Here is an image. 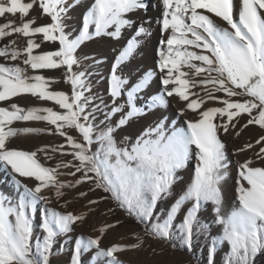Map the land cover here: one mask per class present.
<instances>
[{"label": "snow or ice", "instance_id": "1", "mask_svg": "<svg viewBox=\"0 0 264 264\" xmlns=\"http://www.w3.org/2000/svg\"><path fill=\"white\" fill-rule=\"evenodd\" d=\"M77 3L78 0H0V17L18 13L28 17L30 10L38 6L51 19V23L42 26H35V17L22 21L19 26L12 20L0 23V40L13 34L28 38L23 49L16 47L15 40L0 46V58L16 62H0V102L7 103L0 106V172L4 173L6 183L11 176L13 185L12 195L0 190V264H50L51 256L56 254L53 247L61 236L67 239L60 242L58 251L73 243L70 264H85L82 257L92 250L88 264H123L118 253L142 247L143 238L139 234H134L132 244L102 246L104 233L120 221L99 228L98 236L79 234L72 240L69 234L85 220L87 213L62 212L50 205L52 199L59 201L66 196L65 189H75L85 182H93L95 188L110 192L129 215L150 225L147 232L161 239H176L189 249L194 236L209 235L210 225L203 223L198 213L211 202L216 213L215 223L222 225V235L211 237L209 264H214L217 249L225 242L229 251L224 264H255L257 255L264 253V166H256L251 158L238 164V203L230 213L222 214L223 185L229 178L230 160L221 133L235 132L239 136L252 124L264 128V0H239L238 7L234 0H161L162 18L157 23L162 32L169 33L160 41L158 52L163 90L138 107L139 93L148 87L155 73L145 74L129 87H126L129 80L118 74L122 71L121 65L136 53L142 39L151 35L150 28L144 26L151 21H145L127 41L111 68L112 107L104 112L103 127L97 125L96 119L107 106L103 101L94 103L98 97L91 94L88 82L91 73L73 70L74 65L80 64L77 49L92 38L90 25H94L95 36L119 38L125 26L133 27L136 23L126 18V14L146 10L148 4L143 0H95L83 17L80 35L70 39L63 21ZM213 17L227 26L218 24ZM113 26L114 31H108ZM37 34H42V42H58L60 47L34 54L41 47L33 39ZM21 56L23 65L32 70L65 67L70 94L51 90L54 79L42 74L28 75V68L17 62ZM197 88L199 92L193 91ZM24 94L55 102L62 111L52 107H22L11 102L12 98ZM173 95L185 102L181 114L191 110L199 118L188 121L187 128L169 127L165 118L154 127L146 128L134 141L125 137L118 146L114 136L118 129L147 111L166 107L167 98ZM125 96L123 102H118ZM244 96L249 99H234ZM209 102L222 106L204 107ZM254 110L258 114L253 116ZM117 114L119 119L112 124L111 118ZM242 114L251 118L237 129ZM19 121H45L54 128L12 126ZM69 130H77L80 138L69 134ZM45 132L64 137L65 143L44 145L34 151L11 146L13 138ZM94 143L99 144L96 151L92 150ZM262 145L264 136L254 144L237 148L236 152L260 146L256 159L264 161ZM68 148L71 150L67 151ZM49 151L70 155L72 159L58 162L54 167L46 166L38 153L52 160L54 156ZM193 158L192 178L161 222L162 212L156 211L157 205L173 195V186L183 178L179 173ZM61 168L74 171L63 173ZM77 174L79 178L72 182L59 178ZM21 178H32L36 183L29 187ZM77 195L86 197L88 192ZM69 203L65 199L62 207L66 208ZM38 207L40 222L36 224ZM182 211L184 214L177 224ZM37 229L43 233L42 237L35 234Z\"/></svg>", "mask_w": 264, "mask_h": 264}, {"label": "rangeland", "instance_id": "2", "mask_svg": "<svg viewBox=\"0 0 264 264\" xmlns=\"http://www.w3.org/2000/svg\"><path fill=\"white\" fill-rule=\"evenodd\" d=\"M95 0H78L77 5L72 8L64 19L65 32L69 35L70 39H75L80 35L83 27V17L89 10ZM148 4L147 9H139L132 13L126 14V18L134 20L136 23L133 27L125 26L122 30L119 38L112 37L109 35L95 36L94 25H90V34L92 38L84 41L81 46L77 49V57L80 59L79 65H74L73 70L76 72L87 70L91 73L88 76L89 87L91 94L98 97L94 101L95 104H100L103 101V105L107 107L103 108V111L97 114L96 123L98 126L103 127L101 123L104 120V112L109 111L112 107V97L110 95V80H111V68L117 53L126 46L127 41L138 29L140 24H144L149 18L155 17V11L151 9L153 0H143ZM236 7L239 6V0H234ZM152 13V14H151ZM73 14V16H71ZM235 14V9H234ZM152 15V16H151ZM154 16V17H153ZM35 17L38 20V25L42 26L51 23V19L48 15L43 14L42 9L31 14L30 18ZM217 23L222 26H227L222 20L216 18ZM108 31H114V26L110 27ZM156 35V36H155ZM145 41V44H141V48L137 53L134 54L132 60L128 63L127 67L121 72L124 76L123 79L129 80L131 83L138 82L142 79L145 74L154 72L155 75L149 81L147 88L142 89L139 93L137 100V106L142 107L145 105L151 96L157 93L159 82L161 81L162 74L159 69L156 68V61L154 55L157 52L156 40L158 34ZM23 40V47H26L27 38L21 35ZM151 39V40H150ZM148 42V43H147ZM46 46L44 51H55L60 47L58 42H44ZM115 56V57H114ZM188 71L187 68L184 69ZM42 74L47 78L54 79L55 82L50 85L51 90H62L70 94L71 86L66 82L65 74L66 68L61 67L55 70H35L32 74ZM119 74V72H118ZM87 95V93H86ZM218 96H223L222 93H217ZM14 103L22 107L38 106V107H52L54 110L62 111V109L52 101H44L30 94H24L20 97L12 98ZM126 99L121 97L118 102H123ZM234 99H240L241 101L249 99V97H237ZM0 106H7L6 102H0ZM209 106H222L218 102H209L204 107ZM185 108V102L180 98L175 99L166 107L154 108L151 111H147L146 114L134 118L129 122L127 126L118 129L114 136L117 140L118 146L124 141L125 137L135 140L146 128L154 127L159 121L167 119L169 127H179L177 121L172 117L175 114H180L185 119L193 121L199 118L197 112L191 110L185 111L181 114L180 110ZM258 114V110H254L253 116ZM251 117L248 114H242L237 124V129H240L242 125L247 123ZM119 119V114L111 118V123L114 124ZM219 119V118H218ZM13 127H40V128H54L45 121H19L14 122ZM235 135V132H231ZM69 134L76 136L79 139L77 130H69ZM260 134V135H259ZM24 140L16 144V148L25 151H34L39 149L41 146L49 145H61L65 143V138L58 134L39 133V134H28ZM236 136V135H235ZM260 136H264V128L258 125L252 124L241 131L239 136H236L237 144H226V150L228 152L230 164H229V178L223 185L224 193V206L222 214H228L232 210L233 206L237 205V180H238V164L243 163L246 159L251 158L255 162L256 166H264V161L256 159V152L259 151L260 146L253 147V150H248L243 153H237L236 149L242 147L247 143H253ZM21 138L19 137H16ZM95 139V137H94ZM12 146V145H11ZM20 146V147H19ZM264 146V145H262ZM99 148L98 143L92 145V150L96 151ZM71 149L68 148L67 151ZM49 155L54 156L52 160H46L43 157V153H38V157L41 159V163L49 167H54L56 163L64 161L67 162L72 159L70 155H65L61 152L52 153L49 151ZM195 158L189 161L187 167L182 170L179 175L183 178L179 180L173 186V195L166 201L158 203L157 210L162 212L161 222L163 217L167 214V210L175 199L182 193L186 185L190 182L194 173ZM61 172L68 173L74 171L72 168H61ZM80 174L76 177L70 175H61L59 178L63 181L72 182L78 179ZM23 183L29 187H33L36 181L32 178H21ZM8 182H5L4 173L0 172V190L8 195L13 194V185L11 183V176L7 177ZM89 189H94L89 191ZM88 192L86 197H79L78 192ZM66 196L59 201L52 200L51 207H55L62 212L72 211L76 214L87 213L85 220L82 223H78L74 226V232L69 235L74 241L79 234L86 236H98L101 233L98 231L99 228L106 224H115L117 221L121 223L106 231L103 235L102 246H110L115 243L132 244L135 242L134 234H139L143 238V245L139 249H129L118 253L119 258L123 261V264H209V247L211 244V237L222 235V225L215 223L216 213L214 211V205L211 202L205 204L201 211L198 213L199 219L208 225H210L209 235L205 236L201 234L199 237H193V243L191 248L183 246L179 241L161 239L157 236L152 235L150 232L141 231L138 226L134 223L133 218L125 213L124 210L119 209L115 206L113 197L109 192L103 191V189L95 188L93 182H85L75 189H65ZM106 197V199H102ZM65 199L70 201L68 206L64 205ZM89 200H95L97 203L89 204ZM187 206H190L187 205ZM156 210V211H157ZM184 212L177 217L176 223L178 224L182 219ZM36 224L40 222V211L38 212L34 221ZM36 235L42 237L43 233L37 229ZM67 238L64 236L58 237V243L54 245L53 251L56 253L50 258V264H70L71 249L73 243H68L64 246L63 251H58L60 248V242H63ZM229 251V245L225 242L222 246L217 249L214 258V264H224L225 255ZM94 252V250H92ZM92 252L84 254L82 260L85 264H88Z\"/></svg>", "mask_w": 264, "mask_h": 264}, {"label": "bare ground", "instance_id": "3", "mask_svg": "<svg viewBox=\"0 0 264 264\" xmlns=\"http://www.w3.org/2000/svg\"><path fill=\"white\" fill-rule=\"evenodd\" d=\"M23 2H30V0H23ZM95 2V1H94ZM93 2V3H94ZM152 9V11L154 12L155 11V17L154 18H149L148 20H146V21H151V23L150 24H144V26L145 27H148V28H150V30H151V35H149V36H146V37H144L143 39H142V45L143 44H145V41L146 40H148L149 38H151V37H153L155 34H158V39L156 40V45H157V52L155 53V55H154V60L156 61V68L157 69H159L158 68V61H159V55H158V52H159V49H160V47H161V44H160V41L162 40V39H164L166 36H168L169 35V33H166V32H162V30H161V25L160 24H158L157 23V21L159 20V19H161L162 18V3H161V0H153V2H152V7H151ZM90 9V8H89ZM38 10H40V8L38 7V6H34V8L32 9V10H30V12H29V16L28 17H23L21 14H15V15H12V14H6L5 15V17H0V23H6V22H8L9 20H12V21H15V24H16V26H19V24L22 22V21H24V20H26V19H29L30 18V16H31V14L32 13H34V12H36V11H38ZM87 13V12H86ZM152 14V13H151ZM71 16H73V14H71ZM152 16V15H151ZM215 20H216V18L215 17H213ZM216 22H217V20H216ZM35 26H39L38 25V20H36L35 19ZM226 27V26H225ZM90 28V27H89ZM89 32H90V29H89ZM156 36V35H155ZM25 38H27V37H25ZM28 39V38H27ZM33 39L37 42V43H40L41 44V47H40V49H36V50H34V54H40V53H42L43 52V49H44V47L46 46V44L44 43V42H42V40H43V38H42V34H37V35H35L34 37H33ZM10 40H15L16 41V47H18V48H20V49H23L24 47L22 46V44H23V40L21 39V34H13L11 37H8V38H5L4 40H0V46H3L7 41H10ZM151 40V39H150ZM148 43V42H147ZM141 46V45H140ZM141 48V47H140ZM139 50V48L137 49V51ZM137 51H136V53H137ZM135 54V53H134ZM134 54H133V56H134ZM119 55V52L117 53V55H116V57ZM133 56L128 60V61H126L125 62V64H122L121 65V68H122V70L124 69V68H126L127 67V65H128V63L132 60V58H133ZM115 57V56H114ZM116 57H115V59H116ZM23 56H21L20 58H19V61H17V62H19L20 63V66L21 67H25V68H28V72H27V74H32L35 70H32V69H30V67H28V66H26V65H23V63H22V60H23ZM115 59H114V61H112L113 62V64H114V62H115ZM0 62H6V63H16V62H12V61H7V60H5L4 58H0ZM38 71H40V70H38ZM119 75L123 78L124 76H122L121 75V72L119 71ZM125 78V77H124ZM169 87H171V86H169ZM163 90V85H162V83H161V81L159 82V87H158V89H157V93L155 94V95H157V94H159L161 91ZM193 91H200V89H193ZM201 95H203V93L201 92ZM168 99V104H167V106L169 105V104H171V102L173 101V100H175V99H179V97H177V96H175V95H173L172 97H168L167 98ZM14 100L12 99V101L11 102H13ZM159 108V107H158ZM156 109V108H155ZM176 113V112H175ZM174 113V115L172 116V117H174V119L177 121V123H178V125H179V127H183V128H187V122L188 121H190V120H187V119H185V117H182L180 114H175ZM260 135V134H259ZM21 138H13L12 140H11V145L13 146V147H17L18 145L16 144V140H18V143H20V141H22V140H24V137L25 136H20ZM261 137V136H260ZM221 139L226 143V144H232V145H235V144H237V139H236V136L233 134V133H229V134H223V133H221ZM20 147V146H19ZM251 150H253V148L251 149ZM44 194H46V195H50V193H48V192H46V193H44ZM52 200H55V199H52Z\"/></svg>", "mask_w": 264, "mask_h": 264}, {"label": "trees", "instance_id": "4", "mask_svg": "<svg viewBox=\"0 0 264 264\" xmlns=\"http://www.w3.org/2000/svg\"><path fill=\"white\" fill-rule=\"evenodd\" d=\"M110 195L113 197V195L111 193H110ZM113 200H114L115 206L117 208L124 210L125 213H128L127 209L125 207H122L120 205V203L114 197H113ZM164 201H166V200H164ZM160 203H162V201ZM157 208H159V207H157ZM157 212H158V210H157ZM158 213H161V212L159 211ZM128 215H129V213H128ZM130 216L133 218L134 223L138 226V228L141 231H146L150 227V225H146L144 223H141L135 215H130ZM172 240L176 241V239H172ZM255 264H264V253H260L257 255V257L255 259Z\"/></svg>", "mask_w": 264, "mask_h": 264}]
</instances>
